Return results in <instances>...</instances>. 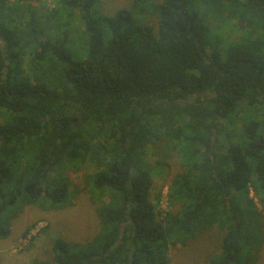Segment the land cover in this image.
<instances>
[{
    "label": "trees",
    "instance_id": "obj_1",
    "mask_svg": "<svg viewBox=\"0 0 264 264\" xmlns=\"http://www.w3.org/2000/svg\"><path fill=\"white\" fill-rule=\"evenodd\" d=\"M16 1L0 0V239L27 208L68 209L66 164L90 161L92 195L111 202L93 240L54 242L52 264H168L208 231L222 235L210 264L262 250L264 0H133L112 16L99 0ZM232 22L243 35L226 42ZM164 141L184 172L163 217L145 148Z\"/></svg>",
    "mask_w": 264,
    "mask_h": 264
},
{
    "label": "rangeland",
    "instance_id": "obj_2",
    "mask_svg": "<svg viewBox=\"0 0 264 264\" xmlns=\"http://www.w3.org/2000/svg\"><path fill=\"white\" fill-rule=\"evenodd\" d=\"M152 1L159 3L163 0ZM15 2L17 3L16 0H10V3ZM21 2L27 6L37 7L42 14L58 6L56 0H22ZM132 3L133 0H99L93 13L95 16L101 14L112 16L119 10L132 8ZM150 24L156 26V19L151 20ZM78 30L76 38L84 40V29ZM220 34L226 42H236L243 35L237 24L233 22L222 26ZM145 152L149 167L154 174L151 199L157 207V212L163 217L168 212H178L181 204L175 203L170 198L169 187L172 180L184 172L180 157L170 151V146L165 141L145 148ZM66 165V174L71 181L70 192L78 193L72 198L70 207L62 211L27 208L13 223L10 236L7 239H0V264H34L35 261H47L52 264V250L56 240L62 239L68 244H86L97 236L100 231L97 208L111 201L105 197L99 200L95 194L92 195L86 180L97 171L92 162ZM251 196L257 207L262 210L263 223L259 234L264 236L262 196L259 197L254 193ZM221 238L222 235L218 231H208L197 234L194 239L187 242L186 247L176 243L170 248L168 264H210V261L220 253ZM243 258L246 261L244 264H264V247L262 250L251 252L246 250Z\"/></svg>",
    "mask_w": 264,
    "mask_h": 264
},
{
    "label": "flooded vegetation",
    "instance_id": "obj_3",
    "mask_svg": "<svg viewBox=\"0 0 264 264\" xmlns=\"http://www.w3.org/2000/svg\"><path fill=\"white\" fill-rule=\"evenodd\" d=\"M2 41H3V40H2V38L0 37V43H2Z\"/></svg>",
    "mask_w": 264,
    "mask_h": 264
}]
</instances>
